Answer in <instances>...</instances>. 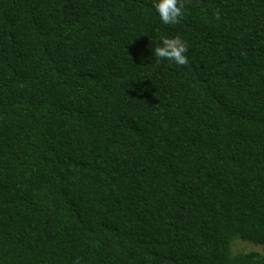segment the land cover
I'll use <instances>...</instances> for the list:
<instances>
[{
	"label": "trees",
	"instance_id": "trees-1",
	"mask_svg": "<svg viewBox=\"0 0 264 264\" xmlns=\"http://www.w3.org/2000/svg\"><path fill=\"white\" fill-rule=\"evenodd\" d=\"M156 2L0 0V264H264V0Z\"/></svg>",
	"mask_w": 264,
	"mask_h": 264
},
{
	"label": "clouds",
	"instance_id": "clouds-1",
	"mask_svg": "<svg viewBox=\"0 0 264 264\" xmlns=\"http://www.w3.org/2000/svg\"><path fill=\"white\" fill-rule=\"evenodd\" d=\"M154 8L165 25L180 23V19L185 14L183 0H157ZM187 51L186 43L179 36L163 37L161 44L154 49V56L157 61L164 59L173 61L179 66H185L188 64Z\"/></svg>",
	"mask_w": 264,
	"mask_h": 264
},
{
	"label": "rangeland",
	"instance_id": "rangeland-1",
	"mask_svg": "<svg viewBox=\"0 0 264 264\" xmlns=\"http://www.w3.org/2000/svg\"><path fill=\"white\" fill-rule=\"evenodd\" d=\"M234 250L235 251H260L261 249L259 247L250 245L249 243L238 241L234 245Z\"/></svg>",
	"mask_w": 264,
	"mask_h": 264
}]
</instances>
